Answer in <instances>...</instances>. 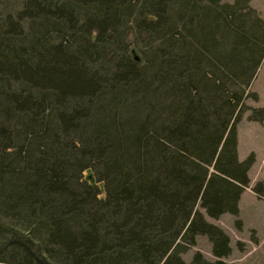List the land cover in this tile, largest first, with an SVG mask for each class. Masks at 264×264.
I'll return each mask as SVG.
<instances>
[{
    "label": "trees",
    "instance_id": "trees-1",
    "mask_svg": "<svg viewBox=\"0 0 264 264\" xmlns=\"http://www.w3.org/2000/svg\"><path fill=\"white\" fill-rule=\"evenodd\" d=\"M193 1L29 0L18 17L1 20L0 160L13 148L23 149L20 138L24 145L33 136L37 148L28 151L20 185L12 174L11 200L40 219L47 237L45 249L33 257L23 250L33 260L27 264H230L224 260L232 253L230 236L201 208L216 219L240 213L255 162L254 153L238 156V123L250 80L241 88L221 84L222 76L201 67L209 61L198 44L220 61L256 52L255 75L264 59V19L248 7L255 18L250 24L239 0ZM74 4L83 13H75ZM132 11L138 29L154 34L162 46L153 67L138 71L135 59L116 67L112 85L86 67L94 55L88 39L77 37L76 47L64 33L68 27L76 32L82 20L102 33L115 28L105 40L110 44L117 35L114 24ZM30 19L43 20L40 31L31 26L26 34ZM50 24L63 26L58 43L39 33ZM220 36L229 43L225 53L217 50ZM192 59L194 67H187ZM19 81L32 82L41 95L20 88ZM106 81L118 92H100ZM69 98L75 106L60 114V127L51 125L39 136L47 101L58 108ZM6 192L0 184V194ZM198 235L209 237L216 260L201 251L190 263L183 259Z\"/></svg>",
    "mask_w": 264,
    "mask_h": 264
},
{
    "label": "rangeland",
    "instance_id": "rangeland-1",
    "mask_svg": "<svg viewBox=\"0 0 264 264\" xmlns=\"http://www.w3.org/2000/svg\"><path fill=\"white\" fill-rule=\"evenodd\" d=\"M27 1L29 0H0V22L9 15L18 17ZM196 1L198 0H194L193 3ZM234 2L235 0H221V3L233 4ZM134 3L135 1H133ZM208 3H210L208 0L201 1L202 5ZM239 4L244 8L247 17H249L250 24H253L255 18L248 7L253 8L264 19V0H239ZM133 7L135 11L139 10L140 6L135 5ZM73 10L77 14H81L84 11L81 4H74ZM136 15L137 13L133 14L132 11V15L128 16L126 20L120 19L117 25L116 23L114 24L117 27V35L110 41V44H107L105 40H107V35L112 34L115 28L107 29V32L102 33L93 25L81 24L82 20H77L76 32L68 27V31L64 35L68 42L73 43L76 47L81 43L79 40L76 41L77 37L81 38V41L88 39L90 45H93L91 50H94V55L87 61L86 67L91 68V72L97 73L98 76L115 85L113 77L118 71L116 67H123V63L134 61L135 55H139L140 59L137 61L135 59L132 67H136L138 71L140 67L141 72L142 67H153L157 57L155 52L162 46V40L156 38L154 34H147L138 29L139 22ZM42 23V19L27 20L24 31L27 32L26 34L31 33V26H36V31H40L41 29H38V27H42ZM52 25L42 28L39 33L45 34L44 38L50 42L58 43V37L62 32L63 26L59 24L56 26ZM182 31L184 30L180 31L179 29L176 33L182 35L180 34ZM254 32L255 30H252L253 34ZM34 34L36 33L34 32ZM219 38L221 43L217 46V50L219 53H225L229 43H225L222 36ZM252 40L258 41L256 39ZM190 41L195 44L193 37H190ZM258 42L260 45L262 44L261 40ZM198 46L199 52L209 61L208 64L201 67H208L209 69H206V71L211 73L215 71L217 75L222 76L221 84L223 82V84L241 88L250 80V84L246 89L247 94L243 99L241 120L238 123V156L240 160H244L251 153L255 155V162L249 171L250 186L246 188L247 192L244 194L241 204L239 202V207L240 205L242 207L240 213L234 215L226 212L216 219L209 217L205 209L201 208V211L210 222L223 228L230 236L232 253L224 258L227 262L230 264H264L262 259L264 257V59L254 75L252 72L255 69L253 66L256 52H253L251 56L242 55L236 60L226 61L223 59L220 61L207 48H203L200 44ZM133 49H137L135 54L131 52ZM97 50H100V52H97ZM193 64L192 59L187 67H194ZM233 67L236 68V71L231 70ZM108 82L106 81V84L104 83L99 87L100 92H118L117 88L111 90L107 86ZM17 85L26 91L41 95L36 89L31 88L32 82L19 81ZM106 86L107 89L105 88ZM65 101H67L66 105H61L58 108H54V104L51 101H47L48 108L43 112L44 115L39 118L42 125V127L37 128L38 132H40L39 136H45L51 125L59 126L61 113L67 112L70 114V107L72 109L75 103L70 102V98L68 100L65 99ZM118 111L124 114L122 106L119 107ZM119 117L122 118V115L120 114ZM15 123L18 124V129L21 131V123L18 122V119H15ZM18 129L16 128V131ZM61 136L65 137L66 134L62 133ZM22 139L18 140L19 147H23L22 150L13 148V152L7 160H0V184H4L7 190L4 195L0 194V264H27V261L32 263L33 260L31 261L30 258H27L23 250L28 251L31 254L30 256L37 254L41 248L45 249L44 242L47 238L44 237L45 225L42 224L40 219L31 217L29 210L25 206L16 204V200H11L15 196L14 188L10 185V183H13L12 174L15 177L14 182L21 183V176L25 175L24 169L25 167L27 168L30 162V152L28 151L32 148H37V144L34 147L36 141L33 136L29 135L24 145ZM59 155L62 154L59 153ZM90 157L89 155L87 158ZM254 187H259L263 194L258 195L253 190ZM255 244H262L261 247L263 249L258 250V253L254 252ZM17 247H20V250H16ZM197 251H201L211 261L217 259L212 253V243L207 235H198L197 244L183 253L182 257L186 262L190 263ZM251 253L253 254L250 255ZM244 254L247 256L245 260H243Z\"/></svg>",
    "mask_w": 264,
    "mask_h": 264
},
{
    "label": "crops",
    "instance_id": "crops-1",
    "mask_svg": "<svg viewBox=\"0 0 264 264\" xmlns=\"http://www.w3.org/2000/svg\"><path fill=\"white\" fill-rule=\"evenodd\" d=\"M246 192H247L246 190L243 192V194H242V196H241L240 204H241V201H243V196H244V194H245ZM240 210H242L241 205H240ZM261 246H262V244H255V250H254V252L258 253V250H262L263 247H261ZM252 254H253V253H251L250 255H252ZM243 256H245V254H244ZM261 257H262V256H261ZM246 258H247V256H245V257L243 258V260H245ZM262 259L264 260V257H262ZM224 260H225V259H224Z\"/></svg>",
    "mask_w": 264,
    "mask_h": 264
},
{
    "label": "water",
    "instance_id": "water-1",
    "mask_svg": "<svg viewBox=\"0 0 264 264\" xmlns=\"http://www.w3.org/2000/svg\"><path fill=\"white\" fill-rule=\"evenodd\" d=\"M135 51H136V50L133 49L131 52H132L133 54H135ZM134 59H136V61H137V60L140 59V56H139V55H135V56H134Z\"/></svg>",
    "mask_w": 264,
    "mask_h": 264
}]
</instances>
